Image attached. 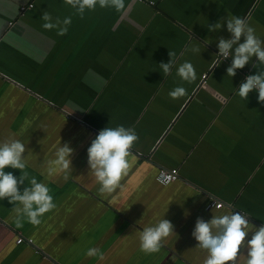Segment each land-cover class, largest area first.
<instances>
[{
	"label": "crops",
	"instance_id": "obj_1",
	"mask_svg": "<svg viewBox=\"0 0 264 264\" xmlns=\"http://www.w3.org/2000/svg\"><path fill=\"white\" fill-rule=\"evenodd\" d=\"M28 2L33 7L20 15ZM124 3L121 11L97 4L81 18L64 0H0V140L25 144L26 171L48 185L57 205L40 225L18 228L14 205L0 200V264H203L206 252L192 236L197 218L236 211L255 228L264 225V103L255 90L247 100L236 95L258 61L231 77V54L217 56L219 38L231 39V13L241 12L264 40V0ZM45 10L53 22L71 17L66 35L42 27ZM216 22L222 27L209 32ZM169 51L175 65L164 76L159 64L170 61ZM185 61L195 68L192 82L176 75ZM176 86L187 95L170 98ZM118 125L133 127L139 139L120 186L102 194L87 148L101 129ZM64 143L74 150L67 180L58 169L48 174ZM161 167H177L178 180L159 184ZM213 198L224 206L207 209ZM162 218L174 233L158 252L141 251L140 231ZM18 235L32 243H16ZM91 247L104 259L86 256Z\"/></svg>",
	"mask_w": 264,
	"mask_h": 264
},
{
	"label": "clouds",
	"instance_id": "obj_2",
	"mask_svg": "<svg viewBox=\"0 0 264 264\" xmlns=\"http://www.w3.org/2000/svg\"><path fill=\"white\" fill-rule=\"evenodd\" d=\"M76 10V13L83 18L86 10H95L97 4L100 8H114L121 11L125 7L124 0H64ZM44 23L45 30H57V35L67 34L68 26L71 24V17L61 20L59 17L53 22L52 15L43 11L40 17ZM222 27L220 22L209 25V32ZM227 31L231 34V39L219 38L218 57L224 59L231 54V65L226 69L227 75L234 77L238 69H243L245 65L255 57L258 63L253 64L258 71L256 74L246 75L245 80L240 83L236 95L247 100L252 91L258 93V101L264 103V40L259 38L255 29L249 25L246 18L237 16L228 17ZM244 42L240 43L241 37ZM188 49H186L187 51ZM193 53H199L200 49L191 46ZM170 61L159 64L163 75L170 74L175 65L176 53L169 51ZM176 75L182 81L192 82L196 79V71L193 64L185 61L176 69ZM187 95V91L182 86H176L168 92V96L177 99ZM139 137L133 127L118 125L116 127H105L101 129L91 146L87 148V164L89 173L95 178L99 185V191L112 193L120 186V180L127 173L129 168L128 157L134 143ZM73 149L68 143L59 145L54 153L55 159L48 162V174L59 170L64 174V179H69L72 173L71 156ZM26 146L20 140L9 137L0 140V200L8 199L13 204L12 212L15 214V224L18 228L23 227L27 221L33 226L41 224V217L45 213L54 210L57 205L50 188L46 183L38 182L35 176H30L26 171L27 160L24 156ZM18 169L21 172L19 177L12 172H5V168ZM21 191V186L25 185ZM251 232L250 240L245 243V238ZM174 233V225L165 218L158 220L151 226H146L139 233L140 250L151 254L156 253L162 246V241L170 234ZM192 236L198 242V248L206 252L203 264H264V225L255 228L250 224L247 216L240 212L230 211L222 215H213L210 221L205 222L202 218H197L195 230ZM246 249V255L241 249ZM88 257H98L104 259L103 252L97 247H91L86 251Z\"/></svg>",
	"mask_w": 264,
	"mask_h": 264
},
{
	"label": "built area",
	"instance_id": "obj_3",
	"mask_svg": "<svg viewBox=\"0 0 264 264\" xmlns=\"http://www.w3.org/2000/svg\"><path fill=\"white\" fill-rule=\"evenodd\" d=\"M33 7V3L32 2H28V3H24L19 5V14L23 15L28 9H31ZM13 24V22H8L7 26H11ZM205 78H206V73L203 74L202 76V84L205 83ZM179 178V171L177 167H161L158 169L156 176H155V180L161 184V185H168L176 180H178ZM224 206V203L220 200L217 199H211L208 203L206 208L210 209V208H221ZM243 215L247 216L244 212H240ZM247 219L249 220V217L247 216ZM21 242H27L29 244L32 243V239L31 238H25L21 235H18V237L16 238V243H21Z\"/></svg>",
	"mask_w": 264,
	"mask_h": 264
},
{
	"label": "rangeland",
	"instance_id": "obj_4",
	"mask_svg": "<svg viewBox=\"0 0 264 264\" xmlns=\"http://www.w3.org/2000/svg\"><path fill=\"white\" fill-rule=\"evenodd\" d=\"M232 16L242 17V13L241 12H238L237 14L236 13H231L230 17H232ZM225 23L227 24V21ZM249 25L251 26V24H249ZM257 36L259 37V35H257ZM262 37H264V32L262 33ZM99 100H102V98H100Z\"/></svg>",
	"mask_w": 264,
	"mask_h": 264
}]
</instances>
